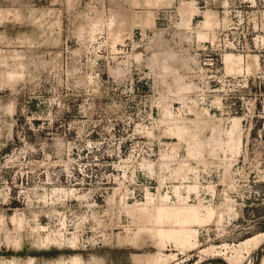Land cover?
<instances>
[{
    "label": "rangeland",
    "instance_id": "obj_1",
    "mask_svg": "<svg viewBox=\"0 0 264 264\" xmlns=\"http://www.w3.org/2000/svg\"><path fill=\"white\" fill-rule=\"evenodd\" d=\"M0 264H264V0H0Z\"/></svg>",
    "mask_w": 264,
    "mask_h": 264
}]
</instances>
